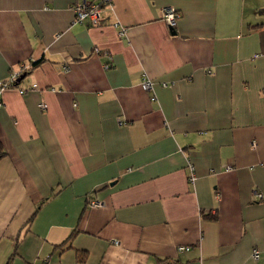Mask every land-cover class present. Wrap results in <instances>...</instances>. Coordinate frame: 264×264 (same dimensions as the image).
I'll return each instance as SVG.
<instances>
[{"label":"crops","instance_id":"0c3cea01","mask_svg":"<svg viewBox=\"0 0 264 264\" xmlns=\"http://www.w3.org/2000/svg\"><path fill=\"white\" fill-rule=\"evenodd\" d=\"M76 1L0 0V264H264V0Z\"/></svg>","mask_w":264,"mask_h":264},{"label":"built area","instance_id":"2783aa9c","mask_svg":"<svg viewBox=\"0 0 264 264\" xmlns=\"http://www.w3.org/2000/svg\"><path fill=\"white\" fill-rule=\"evenodd\" d=\"M71 10L74 14V22L85 24L87 26H97L102 18V14L107 10L111 11V0H99L98 4H88L86 2H78L76 1L74 5L71 7ZM178 14L171 8H165L162 10V18L164 22L173 29L177 25L178 21ZM115 26V25H114ZM25 66H21L19 71L12 72L10 74L9 81L0 84V92L4 90L5 88H11L13 87V84L18 80V78L21 76L22 73L26 71ZM141 87L144 91H148L150 89V82L149 80L145 79L142 81ZM1 105V103H0ZM41 109H45L46 106L44 104L40 105ZM192 178V175L191 177ZM255 197L258 200L262 199L261 194H255ZM91 207H98L100 205V202L98 201H91L89 203ZM178 251H187L188 248L186 247H179L177 248ZM258 252L253 251L252 257L254 259L258 258Z\"/></svg>","mask_w":264,"mask_h":264},{"label":"trees","instance_id":"16d2710c","mask_svg":"<svg viewBox=\"0 0 264 264\" xmlns=\"http://www.w3.org/2000/svg\"><path fill=\"white\" fill-rule=\"evenodd\" d=\"M34 64H36V63H34ZM34 64H33V65H34ZM27 72H28V71L26 70V71H25L24 73H22L21 75L26 74ZM20 77H21V76H20ZM16 85H17V80H16V82L13 84V87L16 86Z\"/></svg>","mask_w":264,"mask_h":264},{"label":"water","instance_id":"95a60500","mask_svg":"<svg viewBox=\"0 0 264 264\" xmlns=\"http://www.w3.org/2000/svg\"><path fill=\"white\" fill-rule=\"evenodd\" d=\"M22 78H23V76H21V77L17 80V82L20 81Z\"/></svg>","mask_w":264,"mask_h":264}]
</instances>
